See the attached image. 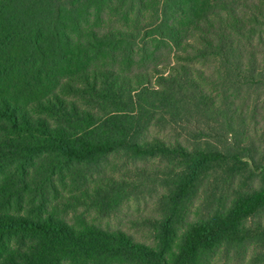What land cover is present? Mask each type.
<instances>
[{
    "label": "trees",
    "instance_id": "1",
    "mask_svg": "<svg viewBox=\"0 0 264 264\" xmlns=\"http://www.w3.org/2000/svg\"><path fill=\"white\" fill-rule=\"evenodd\" d=\"M252 128L264 0H0V264H264Z\"/></svg>",
    "mask_w": 264,
    "mask_h": 264
},
{
    "label": "rangeland",
    "instance_id": "2",
    "mask_svg": "<svg viewBox=\"0 0 264 264\" xmlns=\"http://www.w3.org/2000/svg\"><path fill=\"white\" fill-rule=\"evenodd\" d=\"M252 132H254V133H258V136L256 135L255 136V139H256V141H257V144H260L261 145V143L259 142V140H258V137H259V135H262L263 133H264V129H259L258 131H253V128H252ZM251 132V133H252ZM264 135V134H263ZM255 186H258V183L256 182L255 184H254ZM211 185H208L207 186V188H209ZM138 203H132L131 202V204H130V206L129 207H131L130 208V212L131 213H134L135 211H137L138 209H143V208H145V203L143 202L142 204L143 205H137ZM263 221H264V219H263ZM218 257V256H217ZM215 264H248V261H246V263H245V261H239L238 259L235 261V263H231L230 261H228L227 260V258H224V257H222V255H220L219 256V259L218 258H216V261H215Z\"/></svg>",
    "mask_w": 264,
    "mask_h": 264
}]
</instances>
